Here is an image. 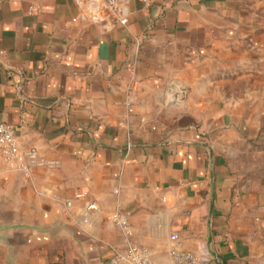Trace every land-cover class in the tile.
I'll list each match as a JSON object with an SVG mask.
<instances>
[{"label": "crops", "instance_id": "0c3cea01", "mask_svg": "<svg viewBox=\"0 0 264 264\" xmlns=\"http://www.w3.org/2000/svg\"><path fill=\"white\" fill-rule=\"evenodd\" d=\"M79 13L0 0V122L37 151L29 176L0 154V264H116L115 212L155 262L264 264V0Z\"/></svg>", "mask_w": 264, "mask_h": 264}, {"label": "built area", "instance_id": "2783aa9c", "mask_svg": "<svg viewBox=\"0 0 264 264\" xmlns=\"http://www.w3.org/2000/svg\"><path fill=\"white\" fill-rule=\"evenodd\" d=\"M133 0H75L80 13L81 20L100 24L104 29L114 26L116 23L126 25L128 23L127 5ZM144 3H151L154 0H139ZM31 13L34 7H30ZM135 98L132 89L126 91L125 104L128 111H133ZM0 154L8 167L21 171L26 175L33 172V161L37 156L34 148L23 150L13 127L0 122ZM118 192V190H116ZM87 196V192H79L76 198ZM72 201H67V206H71ZM89 209L95 208L93 203L88 204ZM115 221L121 228L124 237V248L115 249L112 258L113 263L128 264H216L215 258H207L204 254L198 256L195 253L185 250L177 244L169 251L168 259L162 262H155L151 251L135 242V232L128 219L120 212L113 214ZM178 235L173 234L172 239L178 240Z\"/></svg>", "mask_w": 264, "mask_h": 264}, {"label": "rangeland", "instance_id": "374dc122", "mask_svg": "<svg viewBox=\"0 0 264 264\" xmlns=\"http://www.w3.org/2000/svg\"><path fill=\"white\" fill-rule=\"evenodd\" d=\"M259 158H262V157H259Z\"/></svg>", "mask_w": 264, "mask_h": 264}]
</instances>
